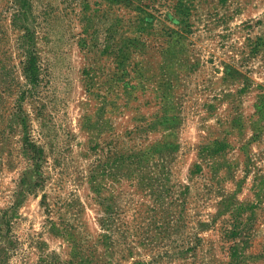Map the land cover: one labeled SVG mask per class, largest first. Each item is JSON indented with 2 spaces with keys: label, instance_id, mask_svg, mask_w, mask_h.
Masks as SVG:
<instances>
[{
  "label": "rangeland",
  "instance_id": "obj_1",
  "mask_svg": "<svg viewBox=\"0 0 264 264\" xmlns=\"http://www.w3.org/2000/svg\"><path fill=\"white\" fill-rule=\"evenodd\" d=\"M0 264H264V0H0Z\"/></svg>",
  "mask_w": 264,
  "mask_h": 264
}]
</instances>
